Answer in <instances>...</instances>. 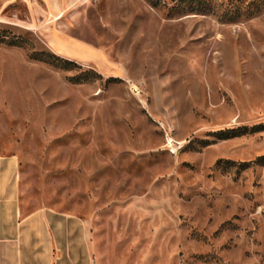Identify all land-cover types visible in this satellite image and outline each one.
I'll return each mask as SVG.
<instances>
[{
    "label": "rangeland",
    "instance_id": "obj_1",
    "mask_svg": "<svg viewBox=\"0 0 264 264\" xmlns=\"http://www.w3.org/2000/svg\"><path fill=\"white\" fill-rule=\"evenodd\" d=\"M0 155L107 264H264V0H0Z\"/></svg>",
    "mask_w": 264,
    "mask_h": 264
},
{
    "label": "crops",
    "instance_id": "obj_2",
    "mask_svg": "<svg viewBox=\"0 0 264 264\" xmlns=\"http://www.w3.org/2000/svg\"><path fill=\"white\" fill-rule=\"evenodd\" d=\"M14 155H0V264H107L91 224L70 213L21 199Z\"/></svg>",
    "mask_w": 264,
    "mask_h": 264
},
{
    "label": "trees",
    "instance_id": "obj_3",
    "mask_svg": "<svg viewBox=\"0 0 264 264\" xmlns=\"http://www.w3.org/2000/svg\"><path fill=\"white\" fill-rule=\"evenodd\" d=\"M10 42V41H8ZM11 44V42H10ZM33 58L34 59H37L39 61H43V62H46V63H49V64H59L60 66L62 67H66L67 65H71L72 63L70 61H67V60H60L58 57L52 55V54H49V53H42V52H37V53H34L33 54ZM227 136H224L222 135L220 138H226Z\"/></svg>",
    "mask_w": 264,
    "mask_h": 264
}]
</instances>
